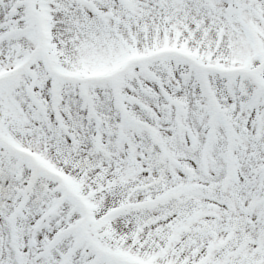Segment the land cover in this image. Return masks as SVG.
I'll use <instances>...</instances> for the list:
<instances>
[{"label": "snow or ice", "instance_id": "obj_1", "mask_svg": "<svg viewBox=\"0 0 264 264\" xmlns=\"http://www.w3.org/2000/svg\"><path fill=\"white\" fill-rule=\"evenodd\" d=\"M0 264H264V0H0Z\"/></svg>", "mask_w": 264, "mask_h": 264}]
</instances>
